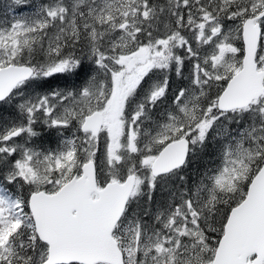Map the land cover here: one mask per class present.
I'll list each match as a JSON object with an SVG mask.
<instances>
[{
    "label": "snow or ice",
    "instance_id": "snow-or-ice-1",
    "mask_svg": "<svg viewBox=\"0 0 264 264\" xmlns=\"http://www.w3.org/2000/svg\"><path fill=\"white\" fill-rule=\"evenodd\" d=\"M5 9L0 264H264V0Z\"/></svg>",
    "mask_w": 264,
    "mask_h": 264
},
{
    "label": "rangeland",
    "instance_id": "rangeland-1",
    "mask_svg": "<svg viewBox=\"0 0 264 264\" xmlns=\"http://www.w3.org/2000/svg\"><path fill=\"white\" fill-rule=\"evenodd\" d=\"M10 3V0H0V12L2 10V14L1 16L4 14L5 12V6L7 4ZM11 14V13H10ZM23 14H28L27 11H25ZM173 80H175V78L173 77ZM181 84V82L177 81L175 83H173L172 87L175 88L177 86H179ZM56 141H57V137L56 134L54 132H45L43 134V136L41 137V139L38 141V143H42L45 147H55L56 145Z\"/></svg>",
    "mask_w": 264,
    "mask_h": 264
},
{
    "label": "trees",
    "instance_id": "trees-1",
    "mask_svg": "<svg viewBox=\"0 0 264 264\" xmlns=\"http://www.w3.org/2000/svg\"><path fill=\"white\" fill-rule=\"evenodd\" d=\"M2 14V10L0 12V16ZM213 150L209 148L208 152L203 154L200 158L195 160L189 167L188 173L189 175L195 176L198 171H203L205 166H211L213 157L209 155Z\"/></svg>",
    "mask_w": 264,
    "mask_h": 264
}]
</instances>
